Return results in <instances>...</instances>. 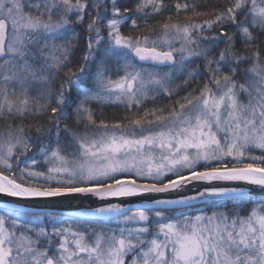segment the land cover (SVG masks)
Instances as JSON below:
<instances>
[{"label":"snow or ice","instance_id":"6c2138e0","mask_svg":"<svg viewBox=\"0 0 264 264\" xmlns=\"http://www.w3.org/2000/svg\"><path fill=\"white\" fill-rule=\"evenodd\" d=\"M206 7L0 0V264H264V0Z\"/></svg>","mask_w":264,"mask_h":264},{"label":"trees","instance_id":"16d2710c","mask_svg":"<svg viewBox=\"0 0 264 264\" xmlns=\"http://www.w3.org/2000/svg\"><path fill=\"white\" fill-rule=\"evenodd\" d=\"M128 2L131 4V3H133V0H128ZM174 2H175V0H168L169 6H171V4H173ZM199 2L207 4V7L206 8H202L201 10H203V11H211L212 7H219L222 4L223 0H199ZM166 15L164 17H160V16L153 17L152 19H150L148 21L149 25L152 26V27L158 26L157 21H163L164 19H166ZM143 31L146 32L147 29H143ZM125 32L128 33L129 29L126 28ZM131 34L138 35L139 32L133 31ZM193 86H195V85H193ZM166 101H164V98L161 97L156 102L155 105L152 102H148V106H149V108L154 107V106L163 107V106L167 105ZM96 112H97V116H98L97 118L98 119L99 118H105L108 121L121 119L124 115H126L125 109L123 107H118V106H106L104 108H96ZM39 119H42V118H39ZM30 122L35 123L36 121L32 120Z\"/></svg>","mask_w":264,"mask_h":264},{"label":"water","instance_id":"95a60500","mask_svg":"<svg viewBox=\"0 0 264 264\" xmlns=\"http://www.w3.org/2000/svg\"><path fill=\"white\" fill-rule=\"evenodd\" d=\"M188 194H192V193L189 192ZM12 200H14V198H8V197L0 196V207H3L4 203L11 202ZM112 202L118 203L120 201L114 199ZM23 203L24 202H21V206H23ZM76 203H77V201H72L73 207L69 208L68 202L64 201L62 203V205L58 207V210L64 211L66 213H71L72 211L75 210ZM82 203L86 205V204L92 203V201L91 200H83ZM124 203L135 208L139 203H141V201L138 198H129V199H125Z\"/></svg>","mask_w":264,"mask_h":264},{"label":"rangeland","instance_id":"374dc122","mask_svg":"<svg viewBox=\"0 0 264 264\" xmlns=\"http://www.w3.org/2000/svg\"><path fill=\"white\" fill-rule=\"evenodd\" d=\"M181 95H183V93H181ZM167 99L166 98H164V101H166ZM149 102H151V101H149ZM167 102V104H169V101L167 100L166 101ZM148 103V102H147ZM98 117V116H97Z\"/></svg>","mask_w":264,"mask_h":264},{"label":"bare ground","instance_id":"6f19581e","mask_svg":"<svg viewBox=\"0 0 264 264\" xmlns=\"http://www.w3.org/2000/svg\"><path fill=\"white\" fill-rule=\"evenodd\" d=\"M146 107H148V108H149V106H148V103H147ZM27 122H29V121H26V123H27Z\"/></svg>","mask_w":264,"mask_h":264}]
</instances>
